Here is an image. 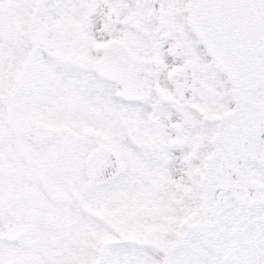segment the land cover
I'll list each match as a JSON object with an SVG mask.
<instances>
[{"label":"snow or ice","instance_id":"6c2138e0","mask_svg":"<svg viewBox=\"0 0 264 264\" xmlns=\"http://www.w3.org/2000/svg\"><path fill=\"white\" fill-rule=\"evenodd\" d=\"M0 264H264V0H0Z\"/></svg>","mask_w":264,"mask_h":264}]
</instances>
